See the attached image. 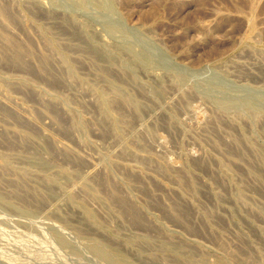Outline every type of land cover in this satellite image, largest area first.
Listing matches in <instances>:
<instances>
[{"label":"rangeland","instance_id":"obj_1","mask_svg":"<svg viewBox=\"0 0 264 264\" xmlns=\"http://www.w3.org/2000/svg\"><path fill=\"white\" fill-rule=\"evenodd\" d=\"M0 264H264V0H0Z\"/></svg>","mask_w":264,"mask_h":264}]
</instances>
